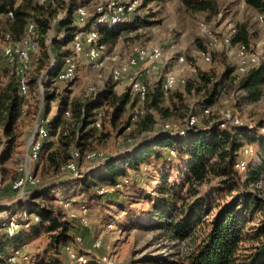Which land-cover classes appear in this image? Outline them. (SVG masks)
<instances>
[{
	"label": "trees",
	"instance_id": "1",
	"mask_svg": "<svg viewBox=\"0 0 264 264\" xmlns=\"http://www.w3.org/2000/svg\"><path fill=\"white\" fill-rule=\"evenodd\" d=\"M182 1L193 12H218L217 4L212 0ZM15 2L16 0H0V14L4 17L8 34L13 40H20L26 35L31 21L35 27L31 38L40 45L41 50L39 72L42 74L45 67H48V71L40 79L33 78V72L31 73L28 82L30 96L31 87L38 82L49 89L56 63L61 62L69 53L68 48L64 51L62 49L70 44L76 32L83 30L75 22V12L84 4H77L78 0H54V5L50 2L40 4L33 0H22L19 5ZM149 2L150 0H142L141 5L126 22L98 24L99 42L113 44L124 31L138 29L146 21L140 11ZM245 2L264 14V0ZM9 12L13 13V18L8 17ZM98 15L96 13L90 16L85 27L96 25ZM236 30L233 43L252 45L254 38L248 24L242 23ZM205 47L201 51L206 53ZM227 50L225 48L218 53L226 55ZM10 66L15 71L7 69V83L0 80V171L6 169L4 167L9 161L15 162L14 153L20 146V136L15 125L22 119L25 108L23 105L28 99V95L23 99L20 94L17 65ZM194 75V80H185L184 87L187 95H203L196 107L191 111V106L185 103L184 92L173 98L175 110L180 113V119H184L183 126L156 130L148 138L139 136L134 140L129 139L125 142L124 151L112 155L104 154L106 157L93 161L100 164L99 174L90 176L81 173L80 176L73 177V181L78 183L76 187L81 196L97 203L104 202V199L112 201L110 198L114 193L99 194L96 190L98 184L114 186L119 177L127 175L130 170L139 172L142 165L154 166V174L148 175V181L153 185L152 188L157 183L158 186L154 188L157 195L152 197L141 190L129 203L134 205L143 199L148 201L150 208L146 212L147 217H132L130 211L133 209H126L118 202V207L127 212V221L120 223L119 228L124 229L130 224L133 228L162 230L173 241L184 242L192 239L194 243L187 256V264H264V193L252 188L264 176V134L259 132H264V123L255 129V138L251 136L254 133L252 128L244 122L222 127L214 115L206 117L208 122L205 125L200 122L193 126L187 124L190 116L198 118V110L204 116V110L213 109L219 100L232 92H243L248 102L258 101L263 96L264 63L245 73H239L235 65L225 66L221 72L198 70ZM115 86L113 81L107 83L101 92L86 101L57 98L53 92L46 93L43 116L47 120L48 135L43 140L40 157H46L54 173H61V168L71 161L74 151L78 150L84 159L85 153L90 152L96 142L107 138L105 132H100L105 128L106 122L116 126L133 109L137 99L130 87V91L119 95ZM148 87L149 100L146 99L145 103L151 100L152 107H156L177 86L167 95L162 91L160 83L156 86L148 84ZM56 101V112L49 119L51 104ZM66 112H70V117H66ZM99 112H102V130H97L94 126ZM131 117L133 119L132 114ZM147 119L150 125L147 126L145 121L144 132L152 130L153 121L150 116ZM248 140L257 143V158L248 162L246 171L241 174L236 169V164L241 161L242 146ZM173 170L178 173V177L183 178L182 183L173 177ZM19 177L20 173L15 180ZM172 178L173 181L170 182ZM52 180H40L24 196L0 203V213L6 215L0 216V264L10 257L11 254L9 257L7 254L9 249L20 248L25 241L23 238L27 235L26 232L37 233L40 229L46 230L51 237L42 259L37 264H49L50 262L44 260L49 253L54 254V264H71L72 260L81 257L85 260L73 264H90L88 252L79 253L73 249L78 241L72 233V221L44 202L54 189L60 187ZM68 185L63 187L69 188ZM24 213L33 217L38 215L39 221L32 222L33 218H24ZM8 217H16L21 226L16 235L9 236L1 229V223ZM68 247L73 248L68 250ZM63 251L68 259L61 262L56 255L61 256ZM97 264L103 263L98 261Z\"/></svg>",
	"mask_w": 264,
	"mask_h": 264
},
{
	"label": "rangeland",
	"instance_id": "2",
	"mask_svg": "<svg viewBox=\"0 0 264 264\" xmlns=\"http://www.w3.org/2000/svg\"><path fill=\"white\" fill-rule=\"evenodd\" d=\"M33 1L39 2L40 0ZM109 1L110 0H78L77 4H84L83 6L87 9L90 17L96 13L100 15L107 7ZM212 1L218 6V12L216 14L193 12L182 0H150L149 4L140 11V14L146 18V21L136 30L124 31L115 43L105 45L107 63L104 68L95 69L88 59L80 57L74 77L69 82H56L55 75L62 66L63 60L56 63L49 89L46 85H42L40 84L41 82H38V84L31 87V95L26 97L28 99L25 98V115L22 114V119L17 121L15 125L16 131L20 136L18 140L20 146L14 153L15 162L9 161L4 167L6 169H1L0 171L2 179V185L0 186V203H5V201L17 197L11 189V184L16 177H18V167L24 164L39 181H49L53 179L52 181H56L57 185L59 184L60 187L54 189L44 202L48 207L58 211L62 216L72 221V223L74 220L76 224L73 223L74 228L72 229V233L75 235V240L77 236H79L82 238V241L76 242L74 248H72L79 253H81V251L88 252L90 264H97L98 261L103 264H187V256L193 248L194 241L192 239L178 242L173 241L162 230L133 228L130 224L124 229L118 227L120 223H125L127 221V212L124 211L125 209L122 210L118 207V202H121L126 209L127 207L133 209L132 212L130 211L132 217H147L146 212L150 208V203L148 201L143 199L134 205H130L129 203L134 199V195H138L141 190H143L146 195L148 194L152 197L157 195L154 189L158 186L157 183L152 188L153 185L151 186V183L148 181L150 177L148 175L154 174L152 171L155 168L154 166L146 167V165H142L139 172L130 170L127 175L119 177L115 185H112L113 187L102 183L98 184L96 190L98 192L102 191L103 193L101 194H105L106 189L109 190V193L114 194L112 198H110L112 201L104 199V202L97 203L90 198L80 195V191L78 187H76L78 183L73 181V177L77 176H72L68 173L64 174L62 172L59 174L54 173L52 167L46 161L45 156L42 159L40 157L41 160L39 159L38 161L31 162H27L26 156L28 144L34 135L36 124L40 118L44 119L43 113L45 110L44 103L46 100V93L53 92L57 98L67 97L71 100L86 101L92 99L103 90L107 83L112 81L115 82L113 75L116 70H128L127 65L119 64V61L123 60L122 57L125 52V54L129 51L131 52L135 46H159L164 54L165 58H162L164 60V67L162 63L159 64L162 66L161 71L159 74H155V79L149 84H156V79H159V77L162 79L166 72L174 73L187 82V79L191 81L194 80V74H196L198 70H215L216 72H221L225 66L235 67V65L238 69L237 60L232 51H225L226 55H224V53L211 52L210 61L205 60L203 51H201L203 46L205 47V39L200 30V23L202 22H205L213 28V30L221 33L224 32L225 34L230 31V28H237V26L242 23L248 24L254 38L251 43L252 47L257 53L264 56V14L247 5L245 1ZM30 23L32 24L31 21H29V25ZM77 26L80 27L78 24ZM7 34L8 30L6 29L4 17L0 14V48L5 45ZM26 35H30L27 33V30ZM200 44L202 48H200ZM70 47L67 46L62 49V51L67 48L70 49ZM38 48V52L33 55L30 75L33 72L32 77L40 79L42 75L46 74L48 67H45L42 74L39 72V59L41 56L40 45H38ZM180 57L183 58L181 63L178 62ZM115 63H118L116 67H114ZM7 69L8 68H4L0 72V80L4 84L8 81V76L6 75ZM122 80L126 81V71H123V77L120 81ZM122 85L125 86V84ZM127 86L130 87L129 85ZM127 86L125 88L123 87V91L117 92V94L120 95L128 91L129 88ZM262 91L263 96L255 102L246 101L243 92H232L231 94H227L217 102L213 109L211 108L210 115H214L216 119V117H220L219 110H221L222 107L230 111L232 110L231 112L236 118L252 128L254 133H252L251 136L255 138V129L259 127L260 124L264 123V85ZM182 92H184L186 96L185 103L191 106V111L199 103V100L203 98L202 94L199 95L197 93L187 95L184 85L181 84L169 95L164 96L165 98L162 99L160 104L156 107H152L151 100L147 104L142 102L139 106L135 103V109H141L144 112L147 111L148 115L146 116V113L141 118H134L133 114L135 109L133 107V109H130L128 113L117 122L116 126H112L110 122L107 121L103 131H100L105 132L107 138L96 142L91 150L101 151L106 155L118 154L120 151H124L126 147L125 142L129 139L134 140L139 136L148 138L151 136V132L164 128L166 124H170L171 128L183 126L185 124L183 122L184 119H180V113L175 110L173 104L175 95ZM145 104L147 108H145ZM57 106V101L51 104L49 119L56 112ZM198 113L200 114V116L199 114L197 115L198 122H200L201 125H205L208 122V118L206 117H210V115L207 116L203 113V116L200 110H198ZM131 114L133 115V119L132 117L130 118ZM148 116H150L153 121L151 124L152 130L144 132L143 128L145 126V121L147 126L150 125L147 121ZM127 120L129 122H127ZM124 126H126L125 129ZM100 130H102V127ZM259 132H261V135L264 134L263 131ZM257 150L258 145L256 142L249 140L244 141L240 160L245 161L246 165L251 160H256ZM79 168L81 173H87L90 176L97 175L101 172L99 163L87 162V160L83 158L79 160ZM240 173L242 174L244 171H240ZM172 175L174 178H178L181 183L183 182V178L178 177V173L175 170L172 171ZM125 178H128L129 183H121V187H117L116 184L123 181ZM262 178V181L258 185L252 187L255 190H259L260 193H264V176ZM171 181H173V178L170 179V182ZM66 184H69V188L63 187ZM71 186H75L76 188H72ZM119 188L120 192L117 193L111 190ZM80 202L85 203L86 206ZM83 208H85L87 212L83 210ZM34 216V221L38 222L39 216ZM249 226H251V224H249ZM20 229L21 226L19 230ZM26 234L27 235L23 238L25 241L21 244L19 249H9L7 253L8 257L10 254L11 255L3 264H37L36 262L42 259L41 256L49 242L51 234L43 229H40L37 233L26 232ZM77 243L79 244L77 245ZM72 248L68 247L67 249L69 250ZM16 252H18L19 255H17ZM53 255L54 254L51 253L47 254L44 259L45 262L54 264L52 260H56ZM56 256L61 259V262L68 259L64 251L61 256ZM72 257L74 258V255H72ZM79 260L83 261L85 258L81 257V259L77 258L72 260L71 264Z\"/></svg>",
	"mask_w": 264,
	"mask_h": 264
},
{
	"label": "bare ground",
	"instance_id": "3",
	"mask_svg": "<svg viewBox=\"0 0 264 264\" xmlns=\"http://www.w3.org/2000/svg\"><path fill=\"white\" fill-rule=\"evenodd\" d=\"M245 1V0H243ZM22 0H16V5L21 3ZM50 2L51 4H55L54 0H40V4H45ZM140 3V4H139ZM141 5V0H110L107 4V16H114L113 20L109 21H102L104 19V12H102L100 15L97 16V23L96 25L85 27L89 15L87 12V9L84 6H79L76 10V23L83 28V30L76 32L72 40L70 42V50H79V48L84 50V54L87 55V59L91 63L92 67L95 69H102L106 66L107 63V57L105 54V44H102L99 42V30L97 25L99 24H119L126 22L129 20L132 15L135 13L137 8ZM8 17L13 18V13L9 12ZM82 17V18H79ZM35 27L33 24H30L27 26V33L30 35H26L20 40H13L10 34L6 35L5 39V45L0 48V62L2 58L6 55V52L11 50V52L15 53V57L7 59V65H17V79L19 82V90L20 94L24 95V89L27 90L28 95V82L30 79V72L32 68V61H33V55H35L38 52V44H36L32 38L31 34L34 32ZM200 30L203 34V37L205 39V44L207 47V52H203V56H205L206 61H210L211 59V52H220L223 49H228V51H232L236 60L239 73H245L246 71L255 68L257 66H260L262 63H264V56L257 53L255 49L252 47V45L247 46L243 43H233L234 37L237 33L236 28H230V31L228 33H221L216 30H213L209 25H207L205 22L200 23ZM227 32V31H225ZM82 36V39L79 37ZM25 41V42H20ZM27 48V49H26ZM26 50V61H25V71L23 74V62H24V52ZM164 58L163 52L159 46H135L131 50V54L128 57L127 61L124 63V65H127L128 68H135V70H143V75H152V74H159L161 71L160 61ZM80 57H70V54H67L62 61V66L58 70V72L55 75V81L56 82H67L69 80V71H62L67 64L69 66H74L77 71V66L79 62ZM183 58L180 57L178 59V62H182ZM123 65V66H124ZM157 69V70H155ZM122 69H118L114 72L113 79L115 82L120 81L123 77V71ZM74 71V75L76 73ZM23 75V76H22ZM142 75V76H143ZM142 76L133 77V81H131L130 89L134 97L140 101L145 102L148 96L149 87L148 83L144 81ZM73 77H70V80ZM178 84H185V79H182L178 77V75L166 72L161 81V89L164 92V94H168L170 91H172ZM26 95V96H27ZM219 109V108H218ZM220 111V117H217V119L220 122V125L222 127L227 126V123L231 124H240L241 121L234 116V114L226 108H223ZM218 111V112H219ZM146 111L144 112L141 109H135L134 111V118L142 117ZM205 115L209 116L211 114V108H207L203 112ZM66 116H70V113L67 112ZM217 116V115H216ZM96 121L94 123V126L97 129L100 130L102 127V112H99L97 114ZM47 123V120H39L36 124L35 131L37 130H45V125ZM198 123V118L193 116L188 119L187 124L188 125H195ZM165 129H173L171 128L170 124H166L164 126ZM176 128V126H175ZM48 130L45 131L44 137H42L41 146L43 143V140L47 137ZM41 146H35V152L34 156L32 157V161H38L40 159V151ZM104 153L100 151H90L85 153L83 156L87 162H93L98 159H102L104 157ZM81 158L80 152L74 151L72 153V159L67 164H65L61 168V172L64 171H71L72 165L75 163V168H79V163L77 159ZM82 159V158H81ZM22 165L18 168V171L20 173ZM247 168L246 162L241 160L236 164V169L245 172ZM81 173H79L76 176H80ZM32 178H36L34 174H32ZM128 178L123 179V181L118 182L116 184L117 187H121V183L128 184L129 181L126 182ZM19 181V178L15 180L14 183H12V186H17V182ZM37 182H30V188L35 186ZM2 185V179L0 176V186ZM99 193H103L102 191H99ZM87 212L85 208H83ZM84 211V212H85ZM85 212V213H86ZM24 218H33V216H28L27 213H24ZM35 217V216H34ZM20 225L17 222L16 217H8L6 220H4L1 223V229L6 232L9 236L16 235L19 232ZM18 255V252H16ZM14 259V258H13Z\"/></svg>",
	"mask_w": 264,
	"mask_h": 264
},
{
	"label": "built area",
	"instance_id": "4",
	"mask_svg": "<svg viewBox=\"0 0 264 264\" xmlns=\"http://www.w3.org/2000/svg\"><path fill=\"white\" fill-rule=\"evenodd\" d=\"M241 1H243V0H241ZM103 12H104V19L102 21H109V20L114 19V16H107V7L103 10ZM7 15H8V13H7ZM79 18H82V17H79ZM79 38L82 39V36H80ZM20 42H25V41H20ZM68 54H70V57H81V58L87 59V55L84 54V50L81 48H79V50H70L69 49ZM13 57H15V53L11 52V50L6 52V55L4 56V58H2V60L0 62V72L4 68L13 69V71H14L13 67L7 66V59L13 58ZM26 60L27 59H26V50H25L24 62H23V74L25 71V61ZM155 70H157V69H155ZM62 71H69V80H67V82H69L70 77H74V71H76V68L74 66H69L67 64V66H65V68L62 69ZM121 71H126V81H123V82L126 83L127 85L131 84V81H133V77L142 76L144 73L143 70H135V68H128V70H121ZM26 95H27V90L24 89L23 99H25ZM147 100H149V92H148ZM135 103L137 104V106H139V104H141L142 102L135 101ZM23 106H25V103ZM22 113H23V111H22ZM40 120H45V119L40 118ZM230 125H232V124L227 123V126H230ZM96 127H97V125H96ZM180 130L181 129H175V131H180ZM45 131H47L46 125H45V130L34 131V135L31 138V140L28 144V148H27V156H26L27 162L32 161V157L34 156V152H35V146H41L42 137H44ZM77 160H79V159H77ZM63 173L64 174L68 173V174H71L72 176H76L81 172H80V169L75 168V163H74V165H72L71 171H64ZM127 181L128 180H126V182ZM30 182H37V184H38L39 180L37 178H32V173L23 164L21 167V170H20V177H19V181L17 182V186H11V189L16 193L18 198L22 197L26 194L27 190L30 189ZM111 190H112V192H114V191L120 192V188L119 189H111ZM106 193H109L108 189H106ZM32 222H35V221L32 220ZM73 223H75L74 220H73ZM76 240L78 242H81L82 238L77 236Z\"/></svg>",
	"mask_w": 264,
	"mask_h": 264
},
{
	"label": "crops",
	"instance_id": "5",
	"mask_svg": "<svg viewBox=\"0 0 264 264\" xmlns=\"http://www.w3.org/2000/svg\"><path fill=\"white\" fill-rule=\"evenodd\" d=\"M69 47H70V44L68 45ZM69 49V48H68ZM124 52H125V50H124ZM126 53V52H125ZM124 53V56L122 57L123 58V60L122 61H119V64H124L126 61H127V59H128V57L130 56V54H131V52L129 51L127 54H125ZM130 53V54H129ZM129 55V56H128ZM164 55V54H163ZM165 58V57H164ZM160 63H164V60H161L160 61ZM117 64L118 63H115V65H114V67H116L117 66ZM114 67H113V69H114ZM163 67H164V64H163ZM113 72V71H112ZM162 75V74H161ZM154 76H156L155 74H152V75H143L142 76V78L144 79V81L145 82H147L148 84L149 83H151V81L153 80V79H155V77ZM146 77V78H145ZM154 77V78H153ZM161 78L159 77V79H156V84L157 83H160L161 84ZM123 81H125V80H122V81H120V82H122V83H120V82H118V83H116V82H114V83H116V86H115V90L117 91V92H121V91H123V89L127 86V84L126 83H124ZM122 84H125V86H123ZM156 84L154 83V84H149V86L151 85V86H156ZM122 85V86H121ZM124 87V88H123ZM128 87V86H127ZM134 96V95H133ZM2 215H5L4 213H0V216H2ZM6 216V215H5Z\"/></svg>",
	"mask_w": 264,
	"mask_h": 264
}]
</instances>
